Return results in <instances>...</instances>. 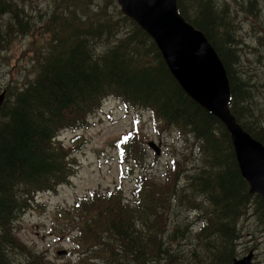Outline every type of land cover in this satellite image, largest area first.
I'll return each mask as SVG.
<instances>
[{
	"label": "trees",
	"instance_id": "1",
	"mask_svg": "<svg viewBox=\"0 0 264 264\" xmlns=\"http://www.w3.org/2000/svg\"><path fill=\"white\" fill-rule=\"evenodd\" d=\"M183 1L196 12V19L188 17L187 21L204 31L223 55L234 97L244 98L242 92L237 93L241 87L234 83L239 78L234 70L237 63L226 49V38L220 43L212 33L224 26L219 23L222 13L211 0ZM179 9L183 12L181 4ZM74 34L65 49H49L37 78L7 98L2 110L0 264H19L20 260L41 264L18 239L15 224L33 207L36 194L56 190L73 175L71 153L57 141L60 132L85 128L103 101L115 96L178 130L195 150L202 148L216 173L202 167L197 181L188 177L185 186L174 183L164 189L152 178L144 179L132 202L122 197L121 190L92 193L79 200L74 211L57 212L55 230L69 237L74 255L81 250L84 264H232L238 257L233 249L238 220L252 204L264 209V203L250 193L224 125L182 90L154 42L150 51L154 61L149 63L143 56L126 57L123 45L98 56L88 40ZM132 40L143 45L130 36L128 42ZM254 137L264 143L258 134ZM206 175L213 177L212 183L201 184ZM197 192L207 193L208 201H196ZM191 210L197 211L201 221L198 235L189 219ZM60 221L65 223L60 226ZM193 237L198 247L193 246Z\"/></svg>",
	"mask_w": 264,
	"mask_h": 264
},
{
	"label": "rangeland",
	"instance_id": "2",
	"mask_svg": "<svg viewBox=\"0 0 264 264\" xmlns=\"http://www.w3.org/2000/svg\"><path fill=\"white\" fill-rule=\"evenodd\" d=\"M178 1L183 16L187 20L188 17L196 19L190 3ZM211 1L222 13L219 23L224 25L218 27L217 32H211L220 43L226 40V49L238 64L234 65V70L239 78L234 83L245 85V89L237 90L244 98L235 97L231 110L241 125L264 139V0ZM74 33L81 34V40H88L90 49L93 47L95 54L101 57L123 45L126 57L143 56L150 63L154 61L150 54L152 42L158 48L136 20L122 13L117 0H0V94L7 91V98H10L23 85L34 81L49 49H65L73 42ZM130 36L142 40L143 45L138 46L135 40L128 42ZM152 117L148 111L111 97L103 101L85 128L60 132L57 141L71 153L73 175L56 190L36 194L31 201L33 207L21 214L15 224L18 239L37 256L39 263L84 264L79 258L81 250L74 255L69 237L59 235L55 227L58 225L57 212L74 211L78 201L90 196L91 192L104 195L118 193L121 188L122 197L132 202L136 198L133 192L138 184L136 177L142 174L150 176L164 189L174 183L185 186L188 177L197 181L202 167L216 173L209 167L212 162L202 148L195 150L178 130L168 127L162 120H157L156 126ZM130 132L137 134L125 136ZM76 136L81 139L73 144ZM149 143L160 146V156ZM132 146L139 147L142 166L133 160L136 149ZM170 173L171 180L167 182ZM212 178L206 175L200 182L212 183ZM195 199L205 203L209 197L207 193L197 192ZM92 208L96 210V206ZM189 219L194 221V235H198L201 221L197 211L191 210ZM64 223L60 221L59 225ZM236 231L238 238L233 249L238 253L237 258L242 259L254 250V264H264V209L252 204L238 220ZM81 241L85 244L84 237ZM192 243L194 247L199 246L195 237ZM64 250L70 251V255H65Z\"/></svg>",
	"mask_w": 264,
	"mask_h": 264
},
{
	"label": "water",
	"instance_id": "3",
	"mask_svg": "<svg viewBox=\"0 0 264 264\" xmlns=\"http://www.w3.org/2000/svg\"><path fill=\"white\" fill-rule=\"evenodd\" d=\"M135 1H137V0H117L118 4L120 5V7L122 9L123 14L134 19V20H136L140 24V26L156 42L158 40L157 44L159 46H160L161 41L166 42V41L171 40L172 43L174 42V40L179 41V39H180L179 31H180V33L190 32V34L188 33L190 38L194 37V39H198L202 43V45L206 48L207 52L210 53L211 55H213V57H216L215 60H216L218 65L215 66V69H216L215 74L217 76H220V74L218 72V69L220 68L221 72H223L222 73L223 77H225L224 76L225 69L223 68L221 61L219 60L217 54L215 53V51L211 47V45L208 42V40L206 39V37L202 33L196 31L195 28L193 26H191L188 23V21H186L179 14L177 0H163L164 4L167 6V8L170 12V17H171L173 28L171 30L170 29H164V30L158 29L157 32L152 31L149 27H147L145 25V18L142 17L138 13L136 6L134 5ZM151 4L154 5L155 2H151ZM171 34H172V36H171ZM201 35H202V38H201ZM224 80H225L224 100L221 102V104L218 108H216L214 106L211 107V105L206 104L199 99L197 100L196 97L192 96V94H190V92L185 87H184V89L196 103H198L205 110L214 114L225 125L227 131L229 132V134L234 139L235 146H236L235 153H236V157L238 160V164L240 166V170L242 172L244 179L249 183V185L251 187L250 193L252 195H254V194L261 195L262 198L264 199V147L259 142L254 140L250 135H248L242 129V127L237 123V119L231 114V111L229 109V104L231 101L229 82L226 79V77L224 78ZM219 82H220V80H219ZM6 99H7V93H6V91H3L0 94V113L2 111V106H3L4 102L6 101ZM221 106H222V108H221ZM238 144H239V146H238ZM157 152L159 153V149H157ZM253 162L259 164V166H253L252 167ZM253 259H254L253 251H250L249 254L246 255L245 257H243L242 259L236 258L232 264H254Z\"/></svg>",
	"mask_w": 264,
	"mask_h": 264
},
{
	"label": "bare ground",
	"instance_id": "4",
	"mask_svg": "<svg viewBox=\"0 0 264 264\" xmlns=\"http://www.w3.org/2000/svg\"><path fill=\"white\" fill-rule=\"evenodd\" d=\"M135 5L137 6V7H142V6H146L147 5V2L145 1V4L144 3H142V2H136L135 3ZM189 23V22H188ZM191 26H193L191 23H189ZM194 27V26H193ZM210 45H211V47L213 48V49H215L214 48V46L211 44V42H210ZM162 57H163V59H164V61H165V63H166V65H167V67H168V69H169V71L171 70V68H172V65H173V62H172V59L170 58V57H168V56H163L162 55ZM225 77H226V79L230 82V80H229V77H228V73H227V70H226V72H225ZM19 81H21V80H19ZM19 83V82H18ZM19 85V84H18ZM22 85V84H21ZM181 88H182V86H180ZM182 90H183V88H182ZM4 104H5V102H4ZM4 104H3V106H2V110H3V107H4ZM205 110V109H204ZM206 112H208L210 115H212L213 117H215L217 120H218V118L214 115V114H212L211 112H209V111H207V110H205ZM1 114H2V111H1V113H0V117H1ZM230 135V134H229ZM230 137H231V140H232V144H233V147H234V151H236V146H235V142H234V139H233V137L230 135Z\"/></svg>",
	"mask_w": 264,
	"mask_h": 264
},
{
	"label": "flooded vegetation",
	"instance_id": "5",
	"mask_svg": "<svg viewBox=\"0 0 264 264\" xmlns=\"http://www.w3.org/2000/svg\"><path fill=\"white\" fill-rule=\"evenodd\" d=\"M240 116V115H239ZM240 123V122H239ZM241 124V123H240ZM243 126V125H242ZM251 251H253V254L255 255V252H254V250H251Z\"/></svg>",
	"mask_w": 264,
	"mask_h": 264
}]
</instances>
